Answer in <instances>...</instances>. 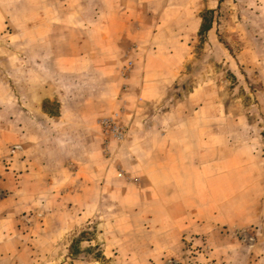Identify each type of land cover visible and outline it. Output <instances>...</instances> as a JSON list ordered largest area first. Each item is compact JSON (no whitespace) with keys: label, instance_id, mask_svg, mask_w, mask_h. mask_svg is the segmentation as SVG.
I'll return each instance as SVG.
<instances>
[{"label":"crops","instance_id":"1","mask_svg":"<svg viewBox=\"0 0 264 264\" xmlns=\"http://www.w3.org/2000/svg\"><path fill=\"white\" fill-rule=\"evenodd\" d=\"M219 1L210 0L208 8L214 10ZM132 2L136 5L129 0H71L68 5L39 0V77L52 82L50 86L39 80V115L51 124L49 140H61L59 128L64 124L92 127L97 119H119L118 113L113 114L119 108L129 115L124 118L127 132L123 140L107 139L101 126L82 133L84 141L99 143H84L75 155L46 144L47 132L39 134V165L29 155L9 160L10 166L3 170L6 180L0 183L10 190L0 202L3 264H22V250L11 249L8 240L22 235L21 216L37 211L39 252L41 247L58 251L87 231L84 245H93L107 259L155 264L164 253L181 251L185 236L215 246L214 238L222 231L233 240L232 234L250 230L251 235L255 232L254 252L259 255L253 259L264 264V145L243 129L242 118L225 115L222 103L209 97L213 88H194L166 106L168 79L178 74V62L190 55L188 37L145 38L137 53L135 88H116L124 49L132 41L129 33L139 28L127 14L135 13L131 17L136 18V13L145 12L150 19L154 11L140 9L138 0ZM57 13L81 17L71 15L62 22L64 16L47 15ZM91 13L100 14L99 19H86ZM191 13L190 22L199 31L203 17ZM175 14V21H162L161 29L178 24V11ZM61 28L70 30L67 41L60 42L58 31L54 33ZM130 28L133 31H124ZM109 29L115 30L113 36L107 35ZM65 42L67 52L60 48ZM48 48L51 53L45 52ZM46 61L55 63L47 75ZM97 70L102 84L114 76L115 88H69L70 79L65 86L59 81L60 75L87 77ZM77 91L85 98L76 102L72 95ZM50 106L56 107L54 112ZM88 108L97 111L96 118L88 122L82 115L76 118L77 109Z\"/></svg>","mask_w":264,"mask_h":264},{"label":"rangeland","instance_id":"2","mask_svg":"<svg viewBox=\"0 0 264 264\" xmlns=\"http://www.w3.org/2000/svg\"><path fill=\"white\" fill-rule=\"evenodd\" d=\"M61 1L66 5L71 2ZM209 1L138 0L137 5L140 9L151 8L154 11L150 13V19L145 12L136 13V18L131 17L135 13L127 14L130 20L137 21L139 28L134 30V34L129 33L133 31L131 28L124 30L132 37L130 38L132 41L124 49L125 57L122 67L118 70L116 88H135L132 80L136 81L139 77L135 71L138 65L137 53L141 51L145 38L188 37L191 39L190 55L184 63L178 62L180 66L178 74L168 79L171 82L166 88L171 89L166 93V106L171 100L175 102L187 96L194 88H213V93L209 92V97L213 96L222 103L226 116L242 118L243 129L251 131L253 139L263 146L264 0H220L214 10L208 8ZM129 2L133 3L132 0ZM123 7L128 9L130 5L123 4ZM161 8H164L165 12L160 13ZM175 11L179 14L177 19L179 25L175 23L171 27L161 29L162 21L165 24L175 21L177 17ZM192 11L203 17L199 31L190 22ZM161 14L165 17L162 18ZM41 15L39 0H0V183L6 180L3 170L10 166L9 160L13 163L14 158L21 161L29 155L39 165V134L48 132L46 144L52 145L53 149L66 155L69 153L75 155L74 153H77L84 143L93 145L99 143L94 139L84 141L82 133L89 134L91 130L92 133L105 117L97 119L92 127L87 124H64L59 128L61 140L54 142L49 140L51 124L45 122L39 115V80H47L45 77H39V72H42L39 71ZM47 15L50 19L64 16L61 18L62 22H67L71 15L76 19L81 17L71 13ZM99 16L98 13H91L87 14L86 19L97 20ZM148 24L149 28L142 27ZM57 31L60 42L68 40L70 30L61 28L54 30V33ZM114 31L109 29L107 35L113 36L111 33ZM47 32L51 33V30ZM60 48L67 52L68 43H63ZM45 52L51 53L52 50L48 48ZM66 62L68 63L67 60ZM45 65L47 69L45 75L49 73L48 69L55 68L52 61H46ZM69 79L71 82L69 88L88 89L101 86L115 88L113 86L115 77L113 76L107 84L105 82L102 84L98 70L91 72L87 77L84 74H78L75 78L67 74L60 75L59 81L65 86ZM47 83L52 86L49 78L43 84ZM72 97L77 102L84 99L85 94L77 91ZM124 104L126 106L129 103L126 101ZM55 108L50 106L48 109L54 112ZM77 110L76 118L82 115L85 122H88V118L92 120L97 117V111L93 108ZM126 112L124 108H119L118 112L113 113L119 114V122L125 132L127 128L124 125L126 121L124 118L129 116ZM115 143L113 147H118ZM16 147H20L19 150L12 153ZM59 158L62 161L66 160L65 156ZM18 172L22 173L17 170L14 173ZM17 176L14 179L19 180ZM9 192L10 190L0 184V202L9 195ZM74 207L82 209L81 205ZM21 217L25 220L22 235L8 240L10 242L8 245L11 249L19 247L22 250V264H127L114 258L103 257L93 245L90 247L84 245V234L87 231L76 237L71 245H67L66 242L65 247H60L58 251L52 252L40 246L43 251L39 252V212H25ZM251 234L250 230L236 232L235 235L232 234L234 241L231 237L220 235L214 238L215 246L206 239L185 236L183 239L185 245L181 251L164 253L156 259L155 264H260L253 259V256L259 255L255 253L258 246L254 241V234ZM3 258L6 257L1 256L0 264L6 261Z\"/></svg>","mask_w":264,"mask_h":264},{"label":"built area","instance_id":"3","mask_svg":"<svg viewBox=\"0 0 264 264\" xmlns=\"http://www.w3.org/2000/svg\"><path fill=\"white\" fill-rule=\"evenodd\" d=\"M100 126L107 139L115 138L117 140H123L126 136L125 129L120 125L119 119L116 117L105 118L100 122ZM20 147L13 149L12 153L19 150ZM121 176V175H120Z\"/></svg>","mask_w":264,"mask_h":264}]
</instances>
